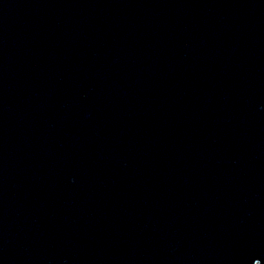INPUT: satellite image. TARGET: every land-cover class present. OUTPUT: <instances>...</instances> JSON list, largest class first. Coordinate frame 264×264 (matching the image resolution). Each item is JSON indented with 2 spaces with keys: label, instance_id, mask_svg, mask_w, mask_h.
<instances>
[{
  "label": "water",
  "instance_id": "95a60500",
  "mask_svg": "<svg viewBox=\"0 0 264 264\" xmlns=\"http://www.w3.org/2000/svg\"><path fill=\"white\" fill-rule=\"evenodd\" d=\"M0 264H264V0H0Z\"/></svg>",
  "mask_w": 264,
  "mask_h": 264
}]
</instances>
